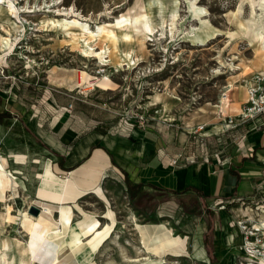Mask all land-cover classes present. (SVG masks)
<instances>
[{"label": "crops", "instance_id": "obj_1", "mask_svg": "<svg viewBox=\"0 0 264 264\" xmlns=\"http://www.w3.org/2000/svg\"><path fill=\"white\" fill-rule=\"evenodd\" d=\"M47 72L54 79L46 84L43 74L42 81L32 75L0 77V124L2 119L8 123L0 144L7 140L13 147L9 154L0 152V158L3 162L5 155L8 162L25 163L27 155L37 156L38 173L48 161L57 178L69 180L80 191L64 201L40 197L37 176L34 195L53 206V219L60 218L59 206L65 205L70 206L71 222L74 210L82 215L78 200L97 195L95 188L100 189L107 212L103 191L118 183L132 200L159 203L155 213L141 212L145 216H171L172 212L183 216L185 227L149 223L163 224L180 238L186 254L179 256L187 257V264H238L240 232L230 222L235 209L231 204L217 208V204L225 199H234L235 204L245 195L259 198L264 187V115L232 128L223 123L224 115L238 112L232 111L231 104L238 103L241 109L244 84L229 87V101H207L195 117L186 106L165 112L164 105L152 107L148 114L142 109L127 114L125 105L123 109L111 99L85 90L75 92L77 79L70 71L52 67ZM174 157L178 164L171 162ZM160 197H165L162 202ZM134 226L137 244L145 251L143 234ZM112 231L113 227L102 242Z\"/></svg>", "mask_w": 264, "mask_h": 264}, {"label": "rangeland", "instance_id": "obj_2", "mask_svg": "<svg viewBox=\"0 0 264 264\" xmlns=\"http://www.w3.org/2000/svg\"><path fill=\"white\" fill-rule=\"evenodd\" d=\"M17 1L20 5L27 2L30 9L40 3L41 8L34 12H21L20 17L15 18L10 16L3 4H0V34L7 35L2 27L8 29L12 42L10 50L0 49V53H3L0 68L4 69V74L21 77L32 75L39 81H42L43 74V84H46L53 78L47 76V71L52 67H58L70 71L72 77L77 79V85L73 89L75 92L83 94L85 90L86 93L90 91L101 98L111 99L117 106L121 105L123 108L125 105L128 109L127 114H130V109L134 111L142 109L148 114L152 107L160 108L164 105L165 112L182 111L186 106L190 116L195 117L202 114L200 106L205 105L207 101H229L228 97L220 98L225 86L234 88L235 85L244 83L256 70L264 68V52L248 45L243 37L230 39L228 36V31L234 30L235 27L228 20L226 13L227 10L236 7L238 0H163L164 4L166 3L165 9L158 11L155 6L150 9L153 34L141 39L136 37L131 41L116 42L105 35L99 37L83 34L76 28L74 37L61 31L37 30L35 29L38 27L37 22L45 15H52L53 12L44 11L48 7L42 0ZM148 1L59 0L55 6L68 10L71 7L85 18L90 28L102 24L118 35L119 29H114L107 23L120 15L142 13L146 10L144 5ZM173 7L176 8L177 15L170 32V13ZM193 7L201 9V17L208 19L211 28L217 31L214 37L207 39L203 44L192 41L188 36V32L198 26ZM247 12L248 7L245 5L242 14L246 16ZM20 23H23V26ZM85 39L97 50L104 46L108 47L106 64L102 65L97 58L80 53L82 41ZM128 49L134 50L133 58L136 61L134 66L131 62L127 63L125 52ZM219 60L224 62L221 63ZM80 71H83L82 77ZM102 76L105 78L101 79ZM0 77L3 76L0 74ZM231 109L233 112L239 111L238 104L236 108ZM186 111L182 114L187 113ZM7 124V120L2 119L0 135L7 130ZM11 143L5 140L0 144V152L9 154L13 148ZM2 158L4 168L22 180L24 186H10L6 190L5 201H0V248L5 241L6 264H24L23 262H29L27 248L29 234L21 223V216L24 211L28 215L36 216L30 214L28 208L31 201L37 199L34 190L38 182L37 173L41 169L34 160L37 158L34 155H27L25 163H17L12 159L8 162L5 155ZM127 192L118 183L112 184L111 191H103L108 208L114 211V224L111 236L101 243L92 256L96 264H133L146 256L158 258L140 249L135 236V221L163 222L174 228L178 225L182 227L187 225L183 216H179L177 212H172L171 216L167 214L150 217L151 213L145 216L141 212L147 210L155 213L159 203L132 200ZM164 198L160 197L159 201L162 202ZM78 205L85 213L95 215L98 227L109 221L105 216L107 204L100 196L94 193L86 194L78 200ZM6 209L14 220L6 219ZM78 211H73L72 223L82 218L79 209ZM163 259L165 263L189 262L185 256L165 255ZM28 262L26 264H30ZM32 264H36V261L33 260Z\"/></svg>", "mask_w": 264, "mask_h": 264}, {"label": "bare ground", "instance_id": "obj_3", "mask_svg": "<svg viewBox=\"0 0 264 264\" xmlns=\"http://www.w3.org/2000/svg\"><path fill=\"white\" fill-rule=\"evenodd\" d=\"M49 1H51V3L47 0H42V3L48 7L44 11H52L53 13L52 15L43 16V18L37 22L38 27L35 29L40 31H61L74 37L76 34V28L83 34L87 33L91 36L100 37L105 35L114 42H116V40L131 41L136 39V37L141 39L143 37L145 38L148 34H153L154 26L152 24L150 9L152 6H155L158 11H161L166 7V3L164 4L163 0H149L144 5L146 10L142 13H136L134 15L124 14L120 15V17H116L113 21H110L107 24L112 25L114 29H119L120 33L117 35L112 29L105 28L102 24H97L95 28H90L85 18H82L81 14L71 7L69 10L67 8L61 9L55 6L59 0ZM0 4H3L10 16L15 18H19L21 12H34L41 8L40 3L35 4L34 8L30 9V5L27 4V2L24 5H20L17 0H0ZM245 5L248 7V14L246 16L242 14ZM35 7L38 8L35 9ZM49 7H54V9ZM192 11L198 19V26L190 30L188 36L192 41L203 44L207 39L214 37L217 34V31L211 28L208 19L201 17V9L193 7ZM176 15V8L173 7L170 13V32H172V26L174 27ZM226 16L235 27L234 30L228 31L230 39L243 37L248 45L264 52V0H238L236 7L231 10L229 9V11L227 10ZM20 24L23 26V23ZM2 29H4L7 35L0 34V49L5 50L8 48L7 50H10V44L12 42L9 37V31L3 27ZM160 33H163V31H160ZM80 51L84 56H93L97 58L98 62L102 65L106 64V61L108 60L106 58L109 51L107 46L97 50L86 39L82 41ZM2 54L3 53H0V58ZM133 54V49H128L125 52L127 63L129 64L131 62L134 66L136 61H134L135 58H133ZM218 59H220L219 52ZM219 61L221 63L224 62L223 60ZM216 71H218V69H216ZM80 74L82 77L83 71H80ZM103 78H105V76H102L101 79ZM237 104L238 103L231 104V108H236ZM37 176L39 178L37 195L40 197L46 196L50 199L64 201L68 198L74 197L75 194L80 192L74 188L69 180L57 178L51 170L48 161L44 164L43 172L38 173ZM12 185L24 186V182L17 179L16 176H13L7 169H5L0 158V201H5L7 197L6 190ZM94 190L97 195L104 198L99 188H95ZM31 205H35L39 208L36 217L34 218V216L28 215L26 211H24L21 216V223L29 234V242L27 243L29 262L26 261V263L28 262L32 264V261L34 260L36 261V264H96L95 261L92 260V256L113 227L114 211L112 212L110 209H107L105 216L109 218V221L103 226L98 227V221L95 215L87 214L84 211L82 212V218L79 221L72 223L70 221L72 212L68 205L59 206L60 218L56 220L52 217L53 206L50 204H44L43 201L36 199L31 201ZM6 213V219L8 221L15 219L10 215L8 209H6ZM134 224L140 228V231L143 234V249L146 252L159 257L156 260L146 256L144 257L145 260L138 261L137 264H168L165 263L163 259L165 254H186L180 238L172 235L169 229L163 224L154 225L145 223L140 225L136 222ZM1 246L0 264H6L5 250L7 248V243L3 241ZM21 251L23 252V250ZM18 252L20 253V251ZM195 255L200 256L199 253H195ZM23 263L26 264L25 262Z\"/></svg>", "mask_w": 264, "mask_h": 264}, {"label": "built area", "instance_id": "obj_4", "mask_svg": "<svg viewBox=\"0 0 264 264\" xmlns=\"http://www.w3.org/2000/svg\"><path fill=\"white\" fill-rule=\"evenodd\" d=\"M0 74L3 77L8 76L4 74L2 67ZM243 84L246 96L241 109L233 115H222L226 128L235 127L241 121L264 115V68L256 70ZM228 91L229 86H225L220 98H227ZM142 118L143 115L139 114L138 119ZM171 162L178 164V157L171 159ZM234 201V199L222 200L217 204V208H225L231 204L230 207L235 209L230 222L240 232L242 254L238 264H264V187L259 198L255 195H245L236 198L235 204Z\"/></svg>", "mask_w": 264, "mask_h": 264}, {"label": "water", "instance_id": "obj_5", "mask_svg": "<svg viewBox=\"0 0 264 264\" xmlns=\"http://www.w3.org/2000/svg\"><path fill=\"white\" fill-rule=\"evenodd\" d=\"M28 212L30 214L36 215L39 212V208L36 207L35 205H30L29 208H28Z\"/></svg>", "mask_w": 264, "mask_h": 264}]
</instances>
